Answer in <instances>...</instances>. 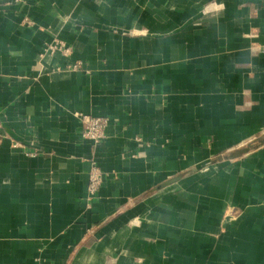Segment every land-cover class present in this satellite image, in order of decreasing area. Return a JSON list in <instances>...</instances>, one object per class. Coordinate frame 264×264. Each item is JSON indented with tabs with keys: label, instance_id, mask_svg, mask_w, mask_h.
Segmentation results:
<instances>
[{
	"label": "crops",
	"instance_id": "1",
	"mask_svg": "<svg viewBox=\"0 0 264 264\" xmlns=\"http://www.w3.org/2000/svg\"><path fill=\"white\" fill-rule=\"evenodd\" d=\"M0 120V264H264V0H0Z\"/></svg>",
	"mask_w": 264,
	"mask_h": 264
},
{
	"label": "built area",
	"instance_id": "2",
	"mask_svg": "<svg viewBox=\"0 0 264 264\" xmlns=\"http://www.w3.org/2000/svg\"><path fill=\"white\" fill-rule=\"evenodd\" d=\"M50 50L52 55H61L69 56L71 54V49L68 46H64L62 41H57L55 46H51ZM81 120V127L83 130V137L95 141V143L100 142L104 137V129L107 126L108 119L102 117H90L85 115H79ZM2 122L0 120V138L2 137L1 133ZM33 155V153H28ZM100 183V174L96 168H93L88 183V194L94 195L99 187Z\"/></svg>",
	"mask_w": 264,
	"mask_h": 264
},
{
	"label": "rangeland",
	"instance_id": "3",
	"mask_svg": "<svg viewBox=\"0 0 264 264\" xmlns=\"http://www.w3.org/2000/svg\"><path fill=\"white\" fill-rule=\"evenodd\" d=\"M73 67H77L76 65H74ZM90 140V139H89ZM92 143L96 144L95 141L93 140H90Z\"/></svg>",
	"mask_w": 264,
	"mask_h": 264
}]
</instances>
